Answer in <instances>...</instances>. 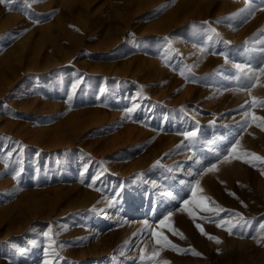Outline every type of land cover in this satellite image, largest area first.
Wrapping results in <instances>:
<instances>
[{
	"label": "rangeland",
	"instance_id": "374dc122",
	"mask_svg": "<svg viewBox=\"0 0 264 264\" xmlns=\"http://www.w3.org/2000/svg\"><path fill=\"white\" fill-rule=\"evenodd\" d=\"M261 49L264 0L0 4V264H264Z\"/></svg>",
	"mask_w": 264,
	"mask_h": 264
},
{
	"label": "snow or ice",
	"instance_id": "6c2138e0",
	"mask_svg": "<svg viewBox=\"0 0 264 264\" xmlns=\"http://www.w3.org/2000/svg\"><path fill=\"white\" fill-rule=\"evenodd\" d=\"M8 2V0H0V4H5V3H7ZM249 7H251V5H249ZM248 9L247 8H245V9H241V11H247ZM261 51H264V49H261ZM242 67H246V66H242V65H236V68L237 69H240V68H242ZM256 72H259L260 74H264V67H260V68H258V69H252V68H250V67H248L247 68V73H246V75H248V79L250 80V81H255L256 79H257V76L255 75V73ZM74 88H75V86H73ZM253 100L255 101V98H253ZM260 104H261V106H264V101H260L259 102ZM129 111H131V110H129ZM255 119H257V120H264V117H255ZM259 127H262V128H264V124H261V125H258ZM186 137H189V138H192V137H196L197 136V133L196 132H189V133H185L184 134ZM237 143H238V141H237ZM236 149H235V145L233 146V148H232V152H234ZM249 155H251V156H253V157H255V159L256 160H260V161H264V157H260V156H258L256 153H250ZM249 163H251L252 161H248ZM216 168V165L215 164H213L209 169H207V171H211V170H213V169H215ZM197 184H199V181H197ZM193 195H195V193H193ZM210 199V198H209ZM184 203L185 204H188V201H184ZM203 209L205 210V211H220V209H212V208H209L207 205H203ZM169 216H171V214H169ZM165 219H168L167 217L165 218ZM164 223V221H161V224H163ZM218 226H221V227H223L224 226V224L223 223H221L220 225H218ZM235 225H231V226H229L228 228H227V230L229 231V233L231 234V232H232V228L234 227ZM197 227L198 228H200V231L203 233L204 232V229H203V227L202 226H200V225H197ZM262 227H264V226H262ZM175 231V230H174ZM205 235H207V233H204ZM45 235H48V233H45ZM158 235V234H157ZM181 236H182V234H180ZM210 239H216L217 240V242H220L219 241V238H217V237H209ZM158 243H159V240L157 241ZM167 243L171 246V247H173V248H176V245H174V244H171V241H167ZM194 251V250H193ZM194 254H196V255H200V253H195L194 252ZM153 255H155V254H153ZM165 264H167V262H165Z\"/></svg>",
	"mask_w": 264,
	"mask_h": 264
},
{
	"label": "bare ground",
	"instance_id": "6f19581e",
	"mask_svg": "<svg viewBox=\"0 0 264 264\" xmlns=\"http://www.w3.org/2000/svg\"><path fill=\"white\" fill-rule=\"evenodd\" d=\"M131 144V143H130ZM118 146V145H117ZM115 164V163H114ZM118 168V167H117ZM88 203V202H87ZM82 204H86V203H82ZM89 204V203H88ZM88 207V206H87ZM94 207V206H93ZM58 214H60V215H62V214H64L65 213V210L64 209H56L55 210ZM50 215L52 214V212H50L49 213ZM116 215V214H115ZM114 217V216H113ZM19 230H21V229H18L17 231H19ZM127 231V230H126Z\"/></svg>",
	"mask_w": 264,
	"mask_h": 264
}]
</instances>
